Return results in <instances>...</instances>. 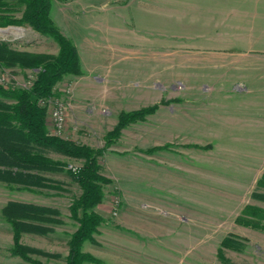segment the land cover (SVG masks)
Instances as JSON below:
<instances>
[{
  "label": "rangeland",
  "instance_id": "1",
  "mask_svg": "<svg viewBox=\"0 0 264 264\" xmlns=\"http://www.w3.org/2000/svg\"><path fill=\"white\" fill-rule=\"evenodd\" d=\"M93 1L50 0V16L94 10L119 12L126 17H117L112 23L124 33L133 34L151 31L155 22L151 13L155 17L157 0H95V5ZM174 1L177 0H165L166 49L173 50L165 53V76L163 80L156 79L154 74L155 79L151 75L148 79L147 93L153 98L161 95L158 99L150 97L147 104L138 105L140 102L131 97L119 99L121 104L115 105L102 97L110 85L107 81H93L90 88L80 85L72 93L75 79H59L52 94L45 98L47 130L94 149L103 147L106 132L116 124H111L110 118L117 119L121 111L157 104L143 120L128 123L97 156L99 173L110 182L102 184V198L93 207L103 221L92 234L93 239L84 241L82 250L91 251L101 262L83 264H264V241L252 238L247 244L243 242L246 247L240 250L221 246L223 238L232 234L239 205L254 198L253 181L232 177L246 174L230 169L237 165L238 142L227 137L222 128L221 93L213 90L210 83L202 84L204 80L188 79L193 74L183 67L188 65L191 44L207 46L219 38L214 36L210 21L217 13L222 14L224 5L214 0ZM14 5L5 13L20 18L24 6ZM174 10L182 16L180 25ZM12 27L21 30L10 31ZM0 28L7 29L0 31V42L16 51L56 55V47L59 50L52 36L39 33L25 22ZM170 59L180 67H168ZM36 72L33 68L0 64V85L27 88ZM116 85L127 87L124 80L113 86ZM128 86L136 87L133 95L140 93L138 84ZM55 100L65 106L64 123L57 131L50 114ZM0 101L13 102L1 95ZM37 149L61 162L62 168L33 171L41 176V185L30 188L0 180V264H33L11 252L13 229L4 214L9 203H28L49 210L44 213L48 220L25 219L43 231L20 233V243L31 248L28 256L39 264H64L69 238L78 226L70 205L79 197L81 188L68 168L74 170L84 160L50 148Z\"/></svg>",
  "mask_w": 264,
  "mask_h": 264
},
{
  "label": "crops",
  "instance_id": "2",
  "mask_svg": "<svg viewBox=\"0 0 264 264\" xmlns=\"http://www.w3.org/2000/svg\"><path fill=\"white\" fill-rule=\"evenodd\" d=\"M177 1L174 2L180 4ZM219 1L224 5L223 12L214 15L210 21L214 36L219 38H214L207 46L191 44L188 65L183 67H188L193 74L188 79L204 80L202 84L210 83L213 90L221 93L222 128L227 131V137L238 142L237 165L230 169L237 174H246L232 177L253 181L251 195L254 198L250 203L239 205L234 219L246 205L253 207L252 216L256 219L260 216L258 209L264 211V186L257 185V180L264 174V0H214ZM93 4H96L95 0ZM156 7L155 17L151 13L155 20L151 31L145 29L134 34L132 31L124 33L112 23L117 17H126L119 12L94 10L52 15L59 30L75 45L80 60V74H65L61 78L75 79L72 93H76L80 85L90 88L93 81L100 84L107 81L110 85L102 97L115 105L121 104L119 99L131 100L133 97L140 102L138 105H145L150 97L155 98L147 93L150 89L148 79L150 75L155 79L154 74L156 79H164L165 53L173 51L166 49L165 0H157ZM173 15L180 25V12L174 10ZM57 52L58 47L53 53ZM167 61L170 68L180 67L175 59ZM122 79L127 87L113 86L121 84ZM136 84L140 93L133 95L136 87L128 85ZM116 121L110 118L111 124ZM260 221L264 224V218ZM233 226L232 234L226 236L235 235L246 244L252 238L264 241L263 229L236 222ZM243 246L246 247L244 243Z\"/></svg>",
  "mask_w": 264,
  "mask_h": 264
},
{
  "label": "trees",
  "instance_id": "3",
  "mask_svg": "<svg viewBox=\"0 0 264 264\" xmlns=\"http://www.w3.org/2000/svg\"><path fill=\"white\" fill-rule=\"evenodd\" d=\"M14 4L23 5L20 18H14L5 12L12 10ZM50 0H16L11 2L0 0V25L25 22L41 34L52 36L59 45L56 55L34 54L16 51L5 42H0V64L37 69L32 83L27 88H5L0 85V95L13 100L12 103L0 101V180L15 182L24 188L40 186L41 176L34 172L62 168V163L41 153L37 148H50L65 155L82 158L84 163L69 173L79 183L81 193L70 205L73 218L78 221L77 228L68 241V252L64 264H83L84 262L100 263L101 260L82 250L86 240H92V234L103 221L101 215L93 207L102 198L101 186L110 180L99 173L97 156L113 143L121 130L130 122L143 120L152 113L157 104L131 111H121L117 122L104 136L103 147L94 149L52 134L45 123V107L42 100L52 94L53 85L65 74H80L81 68L78 53L73 42L64 36L50 16ZM258 186H264V174L257 180ZM264 198V196H262ZM253 207L246 205L236 223L253 228L264 229L261 216L254 219ZM49 210L28 203H9L4 208L7 220L12 224L13 244L11 252L20 258L39 264L28 256L30 247L20 243L21 231H43L44 228L29 220H48L44 217ZM256 212V213H258ZM263 212V213H262ZM43 214V215H42ZM221 246L240 250L243 243L237 236H225Z\"/></svg>",
  "mask_w": 264,
  "mask_h": 264
},
{
  "label": "built area",
  "instance_id": "4",
  "mask_svg": "<svg viewBox=\"0 0 264 264\" xmlns=\"http://www.w3.org/2000/svg\"><path fill=\"white\" fill-rule=\"evenodd\" d=\"M47 99L42 100V105H45ZM64 111L65 106L61 101L55 100L50 109L52 125L54 126V131H57L64 123Z\"/></svg>",
  "mask_w": 264,
  "mask_h": 264
},
{
  "label": "bare ground",
  "instance_id": "5",
  "mask_svg": "<svg viewBox=\"0 0 264 264\" xmlns=\"http://www.w3.org/2000/svg\"><path fill=\"white\" fill-rule=\"evenodd\" d=\"M8 29H10V31L12 30V31H18V30H21V29H15L14 27H12V28H8Z\"/></svg>",
  "mask_w": 264,
  "mask_h": 264
},
{
  "label": "water",
  "instance_id": "6",
  "mask_svg": "<svg viewBox=\"0 0 264 264\" xmlns=\"http://www.w3.org/2000/svg\"><path fill=\"white\" fill-rule=\"evenodd\" d=\"M0 31L4 33V32H6V31H7V29L0 28Z\"/></svg>",
  "mask_w": 264,
  "mask_h": 264
}]
</instances>
